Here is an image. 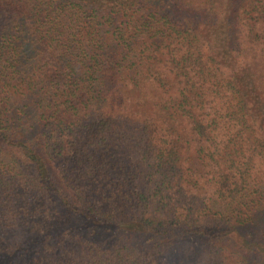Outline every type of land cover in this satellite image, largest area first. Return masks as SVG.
<instances>
[{"label":"trees","instance_id":"trees-1","mask_svg":"<svg viewBox=\"0 0 264 264\" xmlns=\"http://www.w3.org/2000/svg\"><path fill=\"white\" fill-rule=\"evenodd\" d=\"M261 246L264 0H0V264Z\"/></svg>","mask_w":264,"mask_h":264},{"label":"rangeland","instance_id":"rangeland-1","mask_svg":"<svg viewBox=\"0 0 264 264\" xmlns=\"http://www.w3.org/2000/svg\"><path fill=\"white\" fill-rule=\"evenodd\" d=\"M178 12H179V11H178ZM180 13H181V11H180ZM215 207H216V208H220V209H222L224 206H223L222 203H217V204L215 205ZM247 231H248L247 236H248V238H250L251 240H252V239H256V238H258L259 236L261 237V234L259 235V232L261 233V231H258V230H249V229H247ZM193 241H194V243H193ZM199 241H200V240L194 238L193 240H191V244L193 243L194 245L197 246V245H199V244H198ZM233 241H234V239H233ZM261 249L264 250V246H261ZM259 257H260V256H258V255H251L250 259L253 260V261H255V262H257V260L260 259ZM253 263H254V262H253Z\"/></svg>","mask_w":264,"mask_h":264}]
</instances>
